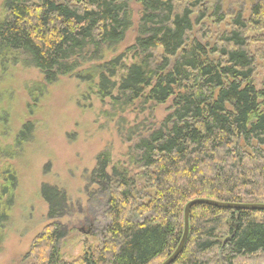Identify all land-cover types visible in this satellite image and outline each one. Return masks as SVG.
Listing matches in <instances>:
<instances>
[{
  "label": "trees",
  "instance_id": "1",
  "mask_svg": "<svg viewBox=\"0 0 264 264\" xmlns=\"http://www.w3.org/2000/svg\"><path fill=\"white\" fill-rule=\"evenodd\" d=\"M133 1L0 0V67L40 70L44 80L29 88L31 96L75 75L123 120L130 110L152 113L172 100L160 124L133 140L135 169L116 164L109 171L110 153L99 156L96 176L108 195L101 244L64 259L58 243L66 232L53 222L32 244L34 264H162L183 237L191 200L264 203V84L255 81L261 52L251 37L264 31V0L248 17L233 16L213 43L190 40L195 23L208 17L206 0H137L134 43L107 57L134 25ZM221 11L219 4L211 17L224 21ZM31 133L25 124L18 144ZM0 176L1 246L17 176L10 169ZM47 200L54 218L62 205ZM133 208L146 217L129 218ZM172 264H264V210L194 205L188 240Z\"/></svg>",
  "mask_w": 264,
  "mask_h": 264
},
{
  "label": "rangeland",
  "instance_id": "2",
  "mask_svg": "<svg viewBox=\"0 0 264 264\" xmlns=\"http://www.w3.org/2000/svg\"><path fill=\"white\" fill-rule=\"evenodd\" d=\"M206 1L208 17L195 23L190 40L213 43L221 33L231 29L233 16L242 13L248 17L258 0ZM219 4L221 12L227 15L222 22L211 17ZM3 11L0 2V14ZM141 12L140 2L133 1L134 25L124 42L109 51L107 57L134 43ZM251 37L255 40L252 42L255 52H261L255 75L256 84L261 87L264 41L256 39L264 38V31ZM132 61L129 59L127 63ZM43 80L41 71L34 67L15 64L5 71L0 67V173L10 169L17 176L14 207L0 246V264H34V256L30 254L32 244L53 222L66 232L58 243L64 259L74 261L88 248L100 245L108 222L103 213L108 195L100 192L96 176L100 154L110 153L109 171L116 164L135 169L129 155L133 140L147 128L157 127L172 103L168 100L156 104L152 113L149 109L130 110L123 120L122 113L115 112L108 100H102L75 75L61 76L46 90L34 91L31 96L29 88ZM28 123L32 124V133L28 140L18 144L16 137ZM47 197L62 205L54 218L49 216L51 203ZM146 215L133 208L129 218L142 221Z\"/></svg>",
  "mask_w": 264,
  "mask_h": 264
},
{
  "label": "water",
  "instance_id": "3",
  "mask_svg": "<svg viewBox=\"0 0 264 264\" xmlns=\"http://www.w3.org/2000/svg\"><path fill=\"white\" fill-rule=\"evenodd\" d=\"M210 204L222 208H235V209H250V210H264V203H232V202H220L212 199L198 198L191 200L185 207V229L183 237L175 250V252L166 259L162 264H172L176 261L178 256L181 254L183 248L186 245V242L190 233V212L194 205L196 204Z\"/></svg>",
  "mask_w": 264,
  "mask_h": 264
},
{
  "label": "flooded vegetation",
  "instance_id": "4",
  "mask_svg": "<svg viewBox=\"0 0 264 264\" xmlns=\"http://www.w3.org/2000/svg\"><path fill=\"white\" fill-rule=\"evenodd\" d=\"M91 229H92V227H90ZM90 228H89V230H90Z\"/></svg>",
  "mask_w": 264,
  "mask_h": 264
}]
</instances>
